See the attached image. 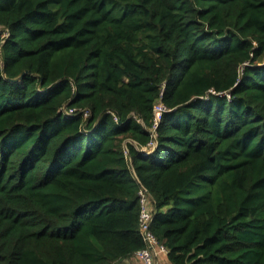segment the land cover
Here are the masks:
<instances>
[{
    "label": "trees",
    "instance_id": "obj_1",
    "mask_svg": "<svg viewBox=\"0 0 264 264\" xmlns=\"http://www.w3.org/2000/svg\"><path fill=\"white\" fill-rule=\"evenodd\" d=\"M142 186L169 264H264V0H0V264L133 256Z\"/></svg>",
    "mask_w": 264,
    "mask_h": 264
},
{
    "label": "built area",
    "instance_id": "obj_2",
    "mask_svg": "<svg viewBox=\"0 0 264 264\" xmlns=\"http://www.w3.org/2000/svg\"><path fill=\"white\" fill-rule=\"evenodd\" d=\"M166 109L167 108L161 101H158L154 105L153 108L154 122L151 127V135L153 140L150 142L151 144L155 143L156 127L158 121L161 118L162 112L165 111ZM88 114H89L88 111L84 110L83 115L87 116ZM114 118L117 119L115 116ZM139 195H140L139 226L146 245L145 247L137 250L133 256L140 264H156L155 256L159 253L166 254L167 250L162 244H160L157 241L156 237L153 235L150 229V224L153 215V201L150 193L147 191L145 187L142 186L139 189Z\"/></svg>",
    "mask_w": 264,
    "mask_h": 264
},
{
    "label": "crops",
    "instance_id": "obj_3",
    "mask_svg": "<svg viewBox=\"0 0 264 264\" xmlns=\"http://www.w3.org/2000/svg\"><path fill=\"white\" fill-rule=\"evenodd\" d=\"M156 264H169V261L167 259L166 254L159 253L155 256ZM118 264H140L134 256H131L129 258L123 259Z\"/></svg>",
    "mask_w": 264,
    "mask_h": 264
},
{
    "label": "water",
    "instance_id": "obj_4",
    "mask_svg": "<svg viewBox=\"0 0 264 264\" xmlns=\"http://www.w3.org/2000/svg\"><path fill=\"white\" fill-rule=\"evenodd\" d=\"M20 78H21V75L18 76L17 78L12 79V80H13V81H15V80H19Z\"/></svg>",
    "mask_w": 264,
    "mask_h": 264
}]
</instances>
